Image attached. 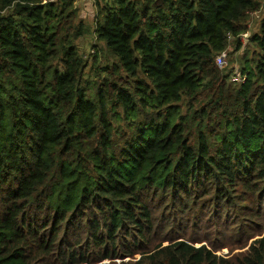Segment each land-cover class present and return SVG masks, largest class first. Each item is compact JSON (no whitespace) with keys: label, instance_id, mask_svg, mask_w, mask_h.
Masks as SVG:
<instances>
[{"label":"trees","instance_id":"1","mask_svg":"<svg viewBox=\"0 0 264 264\" xmlns=\"http://www.w3.org/2000/svg\"><path fill=\"white\" fill-rule=\"evenodd\" d=\"M75 1L0 0V264H264V0H93V78Z\"/></svg>","mask_w":264,"mask_h":264},{"label":"rangeland","instance_id":"2","mask_svg":"<svg viewBox=\"0 0 264 264\" xmlns=\"http://www.w3.org/2000/svg\"><path fill=\"white\" fill-rule=\"evenodd\" d=\"M74 9L77 11V21L76 25L79 31V35L77 38V46L79 48L81 56L84 58L83 61L86 65V78L90 75L91 78L95 76L94 70L90 71V68L93 67V56L96 53V50H98L99 59L101 58L100 65L104 66L106 65L110 60V56L107 53L106 50H104V47L102 44H99L96 41V38L94 36L95 26H96V8L94 6L93 0H76L74 3ZM264 19V3H263V9L261 12L250 15L247 27V37H244L242 40L243 42V48L240 51H236V43L231 42L230 48L225 53V56L223 58L224 62L223 65L218 67L221 71H223L225 74L231 75L229 81L236 82V80L241 81L239 77L240 68H241V62L244 60L245 57L251 58V54H247L248 48H250L248 38L251 37L254 33H258L259 26ZM82 31L84 33H82ZM95 47V48H94ZM248 47V48H247ZM109 56V57H108ZM214 222L209 221L206 227H203L202 230H198L200 234L205 237L207 235H211L213 232V235L210 236L212 239L214 238L215 229L213 226ZM262 224V223H261ZM264 225V223H263ZM205 228V229H204ZM260 229V228H259ZM237 226L232 225L227 232V238H230L228 241L224 238L222 243L219 245L222 247V251L220 252L222 255H231L236 256L240 251L235 248V245H233L234 238L231 237L234 234H236ZM229 255V257H231Z\"/></svg>","mask_w":264,"mask_h":264},{"label":"built area","instance_id":"3","mask_svg":"<svg viewBox=\"0 0 264 264\" xmlns=\"http://www.w3.org/2000/svg\"><path fill=\"white\" fill-rule=\"evenodd\" d=\"M244 37H247V33L244 34V35L242 36V39H243ZM224 56H225V54H222V55L217 59V64H218V65H220V66L223 65V62H224L223 58H224ZM239 77H240V75H239Z\"/></svg>","mask_w":264,"mask_h":264},{"label":"crops","instance_id":"4","mask_svg":"<svg viewBox=\"0 0 264 264\" xmlns=\"http://www.w3.org/2000/svg\"><path fill=\"white\" fill-rule=\"evenodd\" d=\"M263 9V8H262ZM261 12V11H260ZM259 13V12H258ZM255 14H257V13H255ZM255 14H252V15H255Z\"/></svg>","mask_w":264,"mask_h":264}]
</instances>
